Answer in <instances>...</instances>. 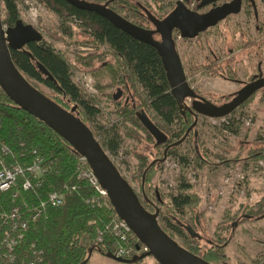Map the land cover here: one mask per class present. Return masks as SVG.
<instances>
[{
    "label": "trees",
    "instance_id": "16d2710c",
    "mask_svg": "<svg viewBox=\"0 0 264 264\" xmlns=\"http://www.w3.org/2000/svg\"><path fill=\"white\" fill-rule=\"evenodd\" d=\"M91 1L103 5L111 0ZM168 1L170 0L162 1V9L166 10ZM40 2L61 18L60 29L63 33L69 32L68 28L63 26L64 20L71 19L84 28L86 43L90 42L96 48L105 47L112 53L118 61V69L112 68L116 82L125 90L130 87L135 92L137 87V91L139 90L145 98L146 108L149 112L151 111L157 121L152 123L166 136L167 143H177L184 137L195 118L182 109L172 96L162 59L154 48L131 37L110 20L92 12L78 10L65 0H40ZM20 3L21 0H0V6L2 4L4 7L2 23L5 27H13L20 20ZM110 9L116 14L119 10L126 11L127 18H132L131 22L134 25L151 31V22L144 12L146 8L139 2L120 0L117 3L114 2ZM169 12L165 11L161 18ZM246 44L249 43L246 42L240 46L244 49ZM11 55L17 68L32 86L37 89L38 85L46 87L50 91L48 98L67 111L76 107L74 116L86 126L96 122L100 110L95 98L88 96L73 83L69 62L53 47L42 40L28 44L22 51H12ZM98 58V55L88 57L89 61L84 65L91 67ZM232 59L230 57L223 59L211 52L203 66H196L191 62L189 74L193 75L200 70L208 77L235 83L238 81V76ZM240 61L242 60L238 62ZM39 66L50 74L51 80ZM262 92L264 93V90ZM228 99L219 97L216 98L215 103L226 102ZM113 106L117 117L138 126L152 139L140 123L139 115L134 111V107L130 108L128 102H116ZM242 107L243 105L239 108ZM195 128L196 126L188 134L191 138L195 135ZM99 129L101 130L99 142L102 148L108 154L116 155L121 145L117 129L114 126L105 130ZM92 133L95 138H98L99 134L94 131ZM0 144H4L10 150L9 156L0 159V170L15 165L26 170L40 160L39 165L43 171L40 179L32 183L30 190L24 191L22 188L23 182L28 179L25 173L17 178L15 185L8 192L0 193V245L4 234L9 229V224L3 223L1 219L3 214L17 209L23 220H28L27 231L11 253L12 260L4 257L6 251L1 247L2 245L0 246V264H89L94 254L114 259L118 242L108 232V228L116 214L108 199L100 195L86 179L80 178L79 155L56 133L16 107L1 91ZM155 145L158 148L164 146L156 142ZM176 150L177 146H171L166 152V157L177 156ZM163 157L164 151L161 155V158ZM179 157L181 164H189L192 161L202 166L205 163V158L195 152H186ZM248 158L256 162L264 160V145L250 151ZM138 160L142 168L139 169L138 176L143 195L141 203L147 211L152 212L149 210V201L145 196L148 192L146 185L152 176L153 168L150 167L147 171L144 177L145 183L142 185L144 170L149 166L148 158L139 157ZM221 161L225 162L223 159ZM54 192L64 194V203L58 208H46L35 221H31L30 216L35 208H38ZM155 199L161 201L159 198ZM198 203L199 199L192 194L189 184L182 183L178 194L170 199V209L165 213L166 216L161 218L165 226L159 221L158 223L173 240L175 235L183 239L187 243L186 248H183L192 254L210 264L225 263L227 257L224 249L233 234V228L229 222L217 225L219 232L221 231L224 235L218 236L206 251L199 250L198 246H191L196 239L191 234L190 228L196 233L202 226L203 214L196 212ZM244 209L243 215L246 217L243 216L237 225L257 222L264 215V198L257 204ZM185 211L194 212L188 220L182 218ZM233 220L236 221L238 218L234 217ZM132 245L136 247L137 241L133 240ZM263 257L264 252L258 255L260 259ZM130 260L123 259L122 264H141L144 259L134 262Z\"/></svg>",
    "mask_w": 264,
    "mask_h": 264
},
{
    "label": "rangeland",
    "instance_id": "374dc122",
    "mask_svg": "<svg viewBox=\"0 0 264 264\" xmlns=\"http://www.w3.org/2000/svg\"><path fill=\"white\" fill-rule=\"evenodd\" d=\"M132 1L139 2L157 18H161L166 11L161 8L163 0ZM177 1L179 0H172L171 4L175 5ZM257 8L259 21L256 23L262 24L264 0H257ZM1 12L3 19L2 4ZM19 12L20 20L35 28L42 35V40L69 62L73 83L88 96L95 98L100 114L96 122L90 123L88 127L99 134L98 141L101 140L99 128L105 130L114 126L117 129L121 138L120 148L116 155H108L140 201L143 200V195L138 176L139 169L142 168L139 166L138 158L145 156L148 158V165L153 170L146 185L148 192L145 197L152 204L149 205L151 213H154L155 209L158 210L160 224L165 226L161 218L170 209L171 197L178 194L182 183L189 184L192 194L199 199L196 212L203 214L202 226L196 233L191 232L196 239L191 246H198L199 250L206 251L218 236L224 235L219 232L217 225L229 222L233 234L224 249L227 261L217 264L256 262L258 255L264 252V220L239 225L237 222L245 214V207H251L264 198V160L256 162L248 158L250 151L264 145V93L258 92L242 108L225 118L209 119L199 116L195 135L192 138L188 135L185 141L177 146V156L166 157L159 163L158 161L163 159L161 155L164 146L158 148L154 139L149 138L138 126L122 121L115 114L113 103L128 102L129 107H134L138 115L144 112L152 122H157L151 111L146 108L145 98L139 90L137 91V87L135 93L130 87L125 90L116 82L112 68L118 69V61L112 53L105 47L96 48L92 43H86L84 28L71 19L64 20L63 26L68 28L69 32L63 33L60 29L61 18L44 7L40 0H21ZM118 15L129 21L133 20L127 18V12L124 10H119ZM254 28L253 18L245 19L240 14L222 22L219 27L210 29L198 40H177L176 50L187 82L200 96L219 106L224 102L215 103L216 98L226 97L230 100L250 78L257 75L264 77V43H249L244 49L240 46L258 37V34L254 33ZM260 37L264 40V34H260ZM155 38L159 40V37ZM211 52L223 59L232 54L229 57L235 62L240 84L208 77L200 70L193 75L189 74L191 62L201 67ZM93 55H98L99 58L91 67L84 65L89 61L88 57ZM239 60L242 61L238 62ZM38 89L47 97L50 95V91L43 85H38ZM119 89L121 97L119 101H113L112 96ZM185 104L190 106V101L187 100ZM186 152H195L203 156L205 163L202 166L192 161L189 164H181L179 155ZM222 159L225 162L222 163ZM152 162L155 164L151 166ZM259 163L263 165L262 168H259ZM155 198H159L161 202ZM193 213L185 211L182 218L188 220ZM234 217L238 220H233ZM174 239L180 246L186 248L187 243L183 239L177 235ZM89 264L122 263L94 254ZM141 264L157 263L149 257Z\"/></svg>",
    "mask_w": 264,
    "mask_h": 264
},
{
    "label": "water",
    "instance_id": "95a60500",
    "mask_svg": "<svg viewBox=\"0 0 264 264\" xmlns=\"http://www.w3.org/2000/svg\"><path fill=\"white\" fill-rule=\"evenodd\" d=\"M65 1L78 10L92 12L110 20L131 37L154 48L160 55L172 96L182 109L188 111L195 118L184 137L179 142L168 146L167 149L185 141L189 132L196 126L199 116L209 119L225 118L246 103L255 93L264 89V77H262L246 84L231 101L220 106L214 105L199 96L188 84L175 41L172 38L173 31L177 30L182 38L195 39L228 15L238 13V1L205 15L188 11L179 1L176 8L163 20H158L144 9L147 18L155 27L153 32L137 27L105 5L85 0ZM233 6L235 7L232 8ZM154 35H159L160 40H155ZM41 41L42 35L31 25H26L21 20H18L13 27H5L2 23L0 6V91L16 107L52 130L77 155L85 158L100 188L106 193L117 217L128 225L137 241L148 249L147 253L133 257L130 261L134 262L150 257L157 264H210L180 246L160 227L158 210L155 209V212L151 213L144 208L133 188L118 171L108 153L94 137L91 129L74 116L76 107L70 111L65 110L32 86L20 72L12 59L11 52L22 51L28 44ZM39 68L50 80L52 79L42 66ZM119 96H114V101H117ZM187 100L191 101L190 106H186ZM138 118L157 144L166 143V136L144 112ZM167 149L161 161L166 159ZM154 164L155 162H152L151 166ZM149 168L150 166L143 174L142 185ZM234 225L236 226V224ZM190 232H194L192 228H190ZM112 260L118 263L124 262L123 259L115 257Z\"/></svg>",
    "mask_w": 264,
    "mask_h": 264
},
{
    "label": "built area",
    "instance_id": "2783aa9c",
    "mask_svg": "<svg viewBox=\"0 0 264 264\" xmlns=\"http://www.w3.org/2000/svg\"><path fill=\"white\" fill-rule=\"evenodd\" d=\"M9 154L10 150L8 147L4 144H0V159L2 157L9 156ZM39 163L40 160L26 170L18 165L11 168L4 167L0 170V193L8 192L15 185L17 178L23 176L25 173H27L28 179L23 182L22 188L24 191L30 190L32 188V183H36V181H38L43 175V171L41 170ZM78 164L80 178L86 179L100 195L107 198L106 193L100 188L85 158L79 156ZM258 165H260L259 168L263 167L261 163ZM259 168H256V170ZM63 203V193L54 192L50 194L45 202H42L38 208H35L34 212L30 216L31 221H35L42 214V212L46 210V208H58ZM1 219L3 223L9 224V229L4 234V238L1 243L2 246H0L6 251L4 257L7 260H12L11 253L18 242L22 240L24 233L27 231L28 220H23L17 209H13L11 212L3 214ZM108 232H110L118 242V247L114 254L115 258L127 260L148 252V249L137 241L128 225L124 221L120 220L117 215L113 218L108 228ZM133 240H136L138 243L136 247H133L132 245Z\"/></svg>",
    "mask_w": 264,
    "mask_h": 264
},
{
    "label": "flooded vegetation",
    "instance_id": "af4514ba",
    "mask_svg": "<svg viewBox=\"0 0 264 264\" xmlns=\"http://www.w3.org/2000/svg\"><path fill=\"white\" fill-rule=\"evenodd\" d=\"M120 0H111L109 3H106V4H103V5H105L108 9H110V7H113V4H114V2H119ZM171 1L172 0H170V1H168V2H166V11H170L166 16H168L175 8H176V4H177V2H182L183 4H184V6L186 7V9L188 10V11H190V12H193V13H196V14H199V15H205V14H207V13H209V12H212V11H215V10H217V9H220V8H222V7H228L229 5H232V3H234V2H237L238 3V6H239V12L238 13H236V14H230V15H228L224 20H222V21H220V22H218L214 27H212V28H215V27H219L220 25H221V23L222 22H224V21H226V20H228L229 18H231L232 16H238V15H240V14H242V16L245 18V19H248V18H253V21L255 22V28H254V33L255 34H258V37H255L254 39H252V40H250L249 42H247V43H250V44H255V43H257V44H261V43H264L263 41L264 40H262L263 38L262 37H260V34H264V23H262V24H258V23H256V22H258L259 21V16H258V12H257V0H179V1H177L176 3H175V5H172L171 4ZM90 2V1H89ZM91 3H92V1H91ZM235 6H233L232 8H234ZM111 10V9H110ZM112 11V10H111ZM263 11H264V9H263ZM166 16H164L163 18H157L158 20H163ZM124 18V17H123ZM125 19V18H124ZM127 20V19H126ZM127 21H129V20H127ZM129 22H131V21H129ZM132 23V22H131ZM133 24V23H132ZM212 28H210V29H212ZM210 29H208L207 31H209ZM152 32L155 30V27L152 25V23H151V29H150ZM207 31H205L204 33H201V34H199L195 39L196 40H198L202 35H204ZM155 37H159V35H154V39L156 40V38ZM172 38H175V44H176V42H177V40L178 39H180V40H191V39H185V38H182V36H181V34H180V32L179 31H177V30H174L173 31V33H172ZM159 40H160V37H159ZM159 40H157V41H159ZM194 40V39H193ZM229 56H232V54H230ZM229 56H227V57H229ZM184 69V68H183ZM185 73V72H184ZM185 77H186V75H185ZM260 78H262V75H257V76H254V77H252V78H250L245 84H243V86H241V88L240 89H242L246 84H249V83H251V82H253V81H255V80H257V79H260ZM187 80V79H186ZM232 83V82H231ZM241 82L239 81V78H238V81H236L234 84H240ZM239 89V90H240ZM238 90V91H239ZM262 90H264V89H262ZM262 90H260V91H262ZM119 91H120V89L119 90H117L116 91V93L112 96V100L114 101V96H117V95H120L119 96V98L121 97V91H120V93H119ZM237 91V92H238ZM260 91H258V92H260ZM236 92V93H237ZM257 92V93H258ZM197 93V92H196ZM257 93H255L254 95H256ZM198 94V93H197ZM199 95V94H198ZM236 95V94H235ZM235 95H233L232 97H231V99L230 100H228V101H226V102H229V101H231L234 97H235ZM253 95V96H254ZM200 96V95H199ZM252 96V97H253ZM202 97V96H201ZM251 97V98H252ZM119 98H118V100L117 101H119ZM204 98V97H203ZM250 98V99H251ZM206 99V98H205ZM206 100H208V99H206ZM209 102H211L210 100H208ZM226 102H224V103H226ZM212 103V102H211ZM224 103H222V104H224ZM190 104H191V101H190ZM214 104V103H213ZM221 104V105H222ZM245 104V103H244ZM243 104V105H244ZM215 105V104H214ZM220 106V105H219ZM241 107V106H240ZM173 143H165V144H163L164 145V152H165V150L167 149V147L168 146H170V145H172ZM170 149V148H169ZM169 149H167V150H169ZM167 152V151H166ZM157 164V163H156ZM159 202H161V201H159ZM149 205H151L152 206V204L149 202ZM154 207V206H153ZM244 217H246L245 215H243ZM242 216V217H243ZM264 220V215L263 216H261L259 219H258V221L257 222H260V221H263ZM261 253H263V252H261ZM260 253V254H261ZM255 263V262H254ZM256 263L257 264H264V257L262 258V259H260V258H258V260L256 261Z\"/></svg>",
    "mask_w": 264,
    "mask_h": 264
}]
</instances>
